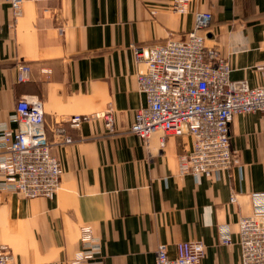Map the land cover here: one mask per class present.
<instances>
[{"label": "crops", "instance_id": "0c3cea01", "mask_svg": "<svg viewBox=\"0 0 264 264\" xmlns=\"http://www.w3.org/2000/svg\"><path fill=\"white\" fill-rule=\"evenodd\" d=\"M197 11L211 12L201 32L230 63L231 78L262 84L264 0H189L185 13L172 0H27L16 19L0 0V128L17 127L11 114L20 97L38 96L63 166L52 199L0 190V243L17 264H67L85 226L100 242L102 264H156L161 243L174 257L185 240L203 241L204 264H243L238 220L264 192V114L234 115V164L218 176L179 172L188 135H167L161 147L159 133L148 145L130 130L146 102L134 46L184 38ZM22 64L31 69L20 81ZM96 113H111L112 128L96 116L68 126L73 115ZM227 223L231 244L220 240Z\"/></svg>", "mask_w": 264, "mask_h": 264}, {"label": "built area", "instance_id": "2783aa9c", "mask_svg": "<svg viewBox=\"0 0 264 264\" xmlns=\"http://www.w3.org/2000/svg\"><path fill=\"white\" fill-rule=\"evenodd\" d=\"M15 19L22 15L27 0H6ZM172 8L181 13L189 9V0H172ZM212 14L197 11L195 25L184 38L134 46L138 63L137 82L146 102L135 114L130 130L150 145L160 134L163 147L167 135H188L190 147L178 156L180 173L218 176L234 164L230 124L235 114L260 111L264 114V81L252 86L246 79L231 78V65L217 46L206 42L202 29L210 25ZM257 70L264 79V65ZM30 66H19L18 79L28 78ZM102 117L112 128L111 113L78 114L68 120L69 127H80L92 117ZM16 128H0V190L25 197L54 198L61 186L63 166L52 152L42 100L22 96L11 114ZM64 142L73 138L65 124L56 127ZM254 210L238 220L237 243L243 264H264V192L254 194ZM237 197L232 194L231 201ZM220 240L234 242L229 225L220 226ZM81 248L67 264H102L101 245L85 226ZM205 245L201 240L178 244L177 255L168 253L165 243L156 251V264H204ZM0 264H17L8 244L0 243Z\"/></svg>", "mask_w": 264, "mask_h": 264}, {"label": "rangeland", "instance_id": "374dc122", "mask_svg": "<svg viewBox=\"0 0 264 264\" xmlns=\"http://www.w3.org/2000/svg\"><path fill=\"white\" fill-rule=\"evenodd\" d=\"M24 196V195H23ZM27 198H29V197H27Z\"/></svg>", "mask_w": 264, "mask_h": 264}]
</instances>
